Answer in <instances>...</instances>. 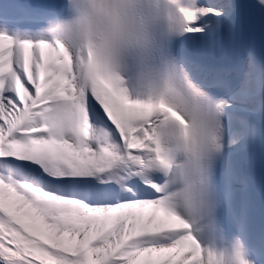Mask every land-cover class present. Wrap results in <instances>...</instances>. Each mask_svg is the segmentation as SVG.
I'll use <instances>...</instances> for the list:
<instances>
[{"label": "snow or ice", "instance_id": "6c2138e0", "mask_svg": "<svg viewBox=\"0 0 264 264\" xmlns=\"http://www.w3.org/2000/svg\"><path fill=\"white\" fill-rule=\"evenodd\" d=\"M0 264H264V0H0Z\"/></svg>", "mask_w": 264, "mask_h": 264}]
</instances>
